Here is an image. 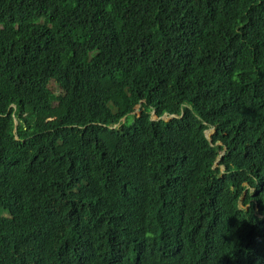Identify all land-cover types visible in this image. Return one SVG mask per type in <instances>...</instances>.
Listing matches in <instances>:
<instances>
[{
	"label": "trees",
	"instance_id": "obj_1",
	"mask_svg": "<svg viewBox=\"0 0 264 264\" xmlns=\"http://www.w3.org/2000/svg\"><path fill=\"white\" fill-rule=\"evenodd\" d=\"M0 264H264V0H0Z\"/></svg>",
	"mask_w": 264,
	"mask_h": 264
},
{
	"label": "water",
	"instance_id": "obj_2",
	"mask_svg": "<svg viewBox=\"0 0 264 264\" xmlns=\"http://www.w3.org/2000/svg\"><path fill=\"white\" fill-rule=\"evenodd\" d=\"M188 106H189V102L186 103V104L184 105V107L182 108V111H181L180 114H179V117H181V116L183 115L185 109H186ZM136 108H138V109H137V112L134 111V112L132 113V115L135 114L136 117H139V115H140V111H141V104L137 105ZM135 112H136V113H135ZM153 113H154V112H152V116H153L152 119H155V116L153 115ZM164 117H167V119H168L167 121H169V120L175 118V116L164 115V116H162L161 118H159L158 120H162ZM122 121H123V119H122ZM14 125H15V127H16V125H17V121H16V120H14ZM206 131H207V130H205V132H204L205 139H206L207 142L212 146V143H211V137H207ZM14 132H15V130H14ZM211 132H212V135H213L214 132H215V130H214L213 127H211ZM217 163H218V162H217ZM217 163H215V164H217ZM215 164H214V165H215ZM213 167H214V166H213Z\"/></svg>",
	"mask_w": 264,
	"mask_h": 264
},
{
	"label": "rangeland",
	"instance_id": "obj_3",
	"mask_svg": "<svg viewBox=\"0 0 264 264\" xmlns=\"http://www.w3.org/2000/svg\"><path fill=\"white\" fill-rule=\"evenodd\" d=\"M50 89H51L54 93H56V94H59V93H60L59 89L57 88V86H56L54 83H51V85H50ZM137 109H138V108L135 109L136 112H137ZM136 112H135V113H136ZM133 116H135V114H133ZM167 120H168L167 117H164L161 121L166 122ZM129 121H131V120H129ZM208 130H210V128L207 129V131H208ZM207 131H206V132H207ZM207 137H212V132H208V133H207ZM213 168H214V169H215V168H218V167H217V164H215ZM221 170H222V168H221Z\"/></svg>",
	"mask_w": 264,
	"mask_h": 264
}]
</instances>
